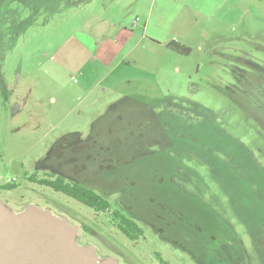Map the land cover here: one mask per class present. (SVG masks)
I'll return each mask as SVG.
<instances>
[{"label":"rangeland","instance_id":"1","mask_svg":"<svg viewBox=\"0 0 264 264\" xmlns=\"http://www.w3.org/2000/svg\"><path fill=\"white\" fill-rule=\"evenodd\" d=\"M0 70V203L116 264H198L223 220L264 264V0H0ZM59 176L142 235L38 183Z\"/></svg>","mask_w":264,"mask_h":264},{"label":"water","instance_id":"2","mask_svg":"<svg viewBox=\"0 0 264 264\" xmlns=\"http://www.w3.org/2000/svg\"><path fill=\"white\" fill-rule=\"evenodd\" d=\"M78 229L52 212L0 203V264H116L77 243Z\"/></svg>","mask_w":264,"mask_h":264},{"label":"trees","instance_id":"3","mask_svg":"<svg viewBox=\"0 0 264 264\" xmlns=\"http://www.w3.org/2000/svg\"><path fill=\"white\" fill-rule=\"evenodd\" d=\"M169 48L174 51H185V53L188 52L187 49L180 47L179 45H176L175 43H170ZM0 91L3 95V98L5 99V102H7V88L5 85L4 78L2 76V72L0 70ZM211 130L214 132L213 136L216 135V132L213 128ZM224 140V146L221 150H224L228 155H230L233 159H235V154L240 152L241 154H237L236 159L241 163V159L245 157L246 155L243 154L241 150L238 149L235 150L233 148H236L234 144L228 140L226 137H223ZM216 140H220L219 134H217ZM240 156V159H239ZM223 174L226 173V169L222 170ZM238 181V180H237ZM39 184L43 186H50L52 189H54L57 192H60L64 195H67L74 199L75 201L81 203L82 205L93 209L97 213H108L113 217V222L115 223L116 227L124 234L126 237H128L130 240H136L139 236L142 235L141 228L130 218L125 217L121 212L119 211H110V205L109 203L97 192L90 190L86 187L80 186V185H69L65 184L61 179L60 182H51L47 180H39ZM60 184V186L58 185ZM14 183L9 182L3 187L5 189H13Z\"/></svg>","mask_w":264,"mask_h":264},{"label":"flooded vegetation","instance_id":"4","mask_svg":"<svg viewBox=\"0 0 264 264\" xmlns=\"http://www.w3.org/2000/svg\"><path fill=\"white\" fill-rule=\"evenodd\" d=\"M60 179L65 183L69 185H80L83 187H86L90 190H93L87 185L92 182L86 179H82L79 182H66L64 181L60 176L55 177L51 182H60ZM45 180V179H43ZM48 181V180H47ZM88 183L87 185H85ZM60 186V184H58ZM91 186V185H89ZM48 187V186H46ZM49 188H51L49 186ZM52 189V188H51ZM54 190V189H53ZM55 191V190H54ZM94 191V190H93ZM57 192V191H55ZM60 193V192H58ZM62 194V193H61ZM64 195V194H63ZM67 196V195H65ZM69 197V196H67ZM71 198V197H69ZM72 199V198H71ZM74 200V199H73ZM222 227H221V236L219 237L216 242H212L209 240V247H205L202 250V253L199 257H196V261L198 264H232L231 259L235 261V264H247L246 262V254L244 249L242 248V245L236 235V231L234 227H228L224 221H221ZM256 231H259L260 229H255ZM249 233L251 236L253 235V231L249 230ZM157 258L161 262V264H166L164 263L160 256L157 255Z\"/></svg>","mask_w":264,"mask_h":264}]
</instances>
